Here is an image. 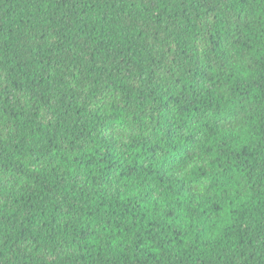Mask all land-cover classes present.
I'll return each mask as SVG.
<instances>
[{"label": "trees", "instance_id": "1", "mask_svg": "<svg viewBox=\"0 0 264 264\" xmlns=\"http://www.w3.org/2000/svg\"><path fill=\"white\" fill-rule=\"evenodd\" d=\"M0 264H264V0H0Z\"/></svg>", "mask_w": 264, "mask_h": 264}]
</instances>
